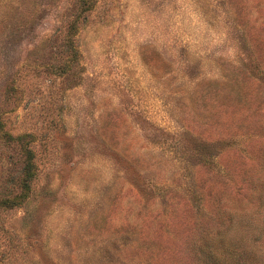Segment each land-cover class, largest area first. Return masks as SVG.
Segmentation results:
<instances>
[{
	"label": "rangeland",
	"instance_id": "rangeland-1",
	"mask_svg": "<svg viewBox=\"0 0 264 264\" xmlns=\"http://www.w3.org/2000/svg\"><path fill=\"white\" fill-rule=\"evenodd\" d=\"M0 264H264V0H0Z\"/></svg>",
	"mask_w": 264,
	"mask_h": 264
},
{
	"label": "trees",
	"instance_id": "trees-1",
	"mask_svg": "<svg viewBox=\"0 0 264 264\" xmlns=\"http://www.w3.org/2000/svg\"><path fill=\"white\" fill-rule=\"evenodd\" d=\"M74 26H71L70 28H73ZM29 179H32V176H27L25 179H24V182H28L29 181ZM24 182H23V184H24Z\"/></svg>",
	"mask_w": 264,
	"mask_h": 264
}]
</instances>
